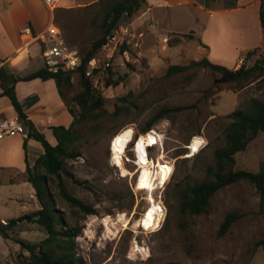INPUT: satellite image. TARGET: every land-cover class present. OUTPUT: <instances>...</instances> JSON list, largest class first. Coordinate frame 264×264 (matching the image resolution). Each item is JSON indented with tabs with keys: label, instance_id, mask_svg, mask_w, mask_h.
<instances>
[{
	"label": "rangeland",
	"instance_id": "rangeland-1",
	"mask_svg": "<svg viewBox=\"0 0 264 264\" xmlns=\"http://www.w3.org/2000/svg\"><path fill=\"white\" fill-rule=\"evenodd\" d=\"M101 18L100 6H88L58 14L55 23L63 30L68 44L84 54L101 36ZM148 49L145 45L139 61L130 64L131 67L114 70V81L123 79L122 83L106 87L101 95L109 111L113 112L119 105L120 115L112 122L101 124L81 156L67 165L80 181L77 185L66 178L68 192L94 205L97 215L85 216L72 207L62 198L57 182L50 181L57 209L64 214L66 223L69 227L82 228L75 240L77 259L82 264H264V251L258 246L264 239V205L254 186L242 181L221 189L211 199L208 212L199 216L181 213L176 194L177 187L207 179V168L215 163L214 151L224 145L222 131L231 121L227 117L253 99L264 101V86L252 84L239 91L234 83L218 84L219 73L193 65L206 58L200 54L198 40L193 36L171 37L152 51ZM262 58L263 48L247 62V67ZM36 62L38 66L44 63ZM172 65L189 67L168 76ZM62 90L65 101L77 95L81 90L78 75H72V85ZM126 96L133 100L131 106L118 100ZM165 108L184 110L172 113L170 119H162L153 127L161 136L162 146L150 149L151 160L158 161L163 154V162L175 167L168 183L163 188L156 185L158 188L153 192L158 204L166 208L160 228L153 232L137 226L150 203L148 189H137L139 165L135 145L131 143L124 153L123 167L130 173L127 176L113 164L111 148L122 125L127 124L119 132L131 127L138 138L144 135L141 129ZM200 136L205 139V146L193 153L190 143ZM48 138L54 141L51 134ZM236 160V168L264 170V133L245 152L239 153ZM25 194L29 197V193ZM132 201L131 210L120 209V205L127 207ZM13 208L0 205V221L16 218ZM230 213L239 215V219L221 236L222 224ZM121 214H124L122 220ZM124 221L129 222L127 228ZM23 224L17 229L19 234L10 233V240L0 235L4 239L0 238V264H15L23 252L16 239L37 243L46 238V231L40 225Z\"/></svg>",
	"mask_w": 264,
	"mask_h": 264
},
{
	"label": "trees",
	"instance_id": "trees-1",
	"mask_svg": "<svg viewBox=\"0 0 264 264\" xmlns=\"http://www.w3.org/2000/svg\"><path fill=\"white\" fill-rule=\"evenodd\" d=\"M93 6H100L102 10L101 36L92 44L88 51L84 54L80 53L82 66L77 75L81 90L70 101H65L62 87H70L72 85L71 74L63 72L52 74L44 65L43 68L25 77H19L7 67L0 68L2 96L9 100L17 112L19 120L27 127L26 152L29 140H33L39 150L36 164L33 167L28 166L27 170L28 181L35 189L39 209L26 213L17 219L5 221L4 223L0 222V235L5 240H10L12 236L10 233L19 234L17 232L19 224L25 222L38 224L46 231V238L37 243L23 238L16 239V243L23 252L18 255L15 264H82V261L76 257L75 241L81 235L82 228L80 226L69 227L66 223L64 214L57 209L50 181L57 182L62 198L72 207L78 208L85 216L97 215L94 205L88 204L68 192L65 183L66 178L77 185H79L80 181L75 179L74 175L67 169V165L69 161L76 160L81 156L85 145L99 132V126L116 120L122 109L119 105L115 106L113 112L106 108L105 99L101 95L102 92L95 89L86 77V69L88 63L102 50L113 30L121 24L131 23L134 17L144 8L145 1L100 0L89 7ZM261 22L264 29L263 7ZM186 36L192 37L191 35ZM261 49L256 48L249 51L244 57L243 65L237 70L213 64L207 58L194 62L193 65L206 67L213 72L219 73L220 78L216 81L218 84L234 83L238 85L239 91L252 84L264 86V58L256 61L251 67L246 65ZM129 66L131 67V65ZM188 67L172 65L168 70V76L181 73L187 70ZM114 76L115 74L109 70L105 76L106 87H110L113 84L118 86L122 83L123 79L114 81ZM37 79L42 81L53 79L56 81L60 95L63 97L73 118L69 127L52 126L50 128L55 140L54 143L49 141L46 135L40 132L32 121L27 119V115L24 113L16 93L17 83ZM118 100L130 106L133 101L128 96L121 97ZM183 110L184 108H165L160 110L141 129L142 134L152 130L160 120L170 119L172 113H180ZM227 118L231 121L224 126L222 131L224 145L215 149V163L207 168V179L194 184L188 183L176 189L177 197L180 200L179 208L183 214L199 216L207 213L214 195L221 189L242 181L250 183L257 189L261 197V204L264 205V170L253 172L236 168V156L245 152L249 144L260 133H264V101L253 99L245 108L236 110ZM126 125H122L115 134L117 135ZM127 189L133 196L129 185H127ZM117 199L119 201L122 200L119 194ZM133 206L134 202L132 201L127 207L123 204L120 205V209L131 210ZM238 219L239 215L235 213L228 214L222 224L220 235L223 236L229 232ZM258 246L263 248L264 251V239L258 243Z\"/></svg>",
	"mask_w": 264,
	"mask_h": 264
},
{
	"label": "crops",
	"instance_id": "crops-1",
	"mask_svg": "<svg viewBox=\"0 0 264 264\" xmlns=\"http://www.w3.org/2000/svg\"><path fill=\"white\" fill-rule=\"evenodd\" d=\"M99 1L60 0L56 8L50 11L43 0H0V68L7 67L19 77L43 68L41 52L44 44L37 42L26 47L20 31L30 26L35 34H42L55 23L58 14L88 7ZM144 1V8L131 22L134 29L144 34L142 51L145 45L150 52L171 37L191 35L198 40L200 54L211 63L237 70L241 67L240 60L249 51L264 48L261 22L264 0ZM37 60L43 64L38 66ZM2 93L0 88V121L18 118L17 112ZM16 93L27 119L49 141L52 126L71 125L73 118L55 80L19 82ZM27 135L26 127L24 136L0 139V205H5L7 209L15 207L13 210L17 216L13 219L39 209L35 189L27 177L28 166L36 164L39 150L35 142L29 140L26 152ZM25 192L29 193V197L25 196ZM23 225L21 223L19 227Z\"/></svg>",
	"mask_w": 264,
	"mask_h": 264
},
{
	"label": "built area",
	"instance_id": "built-area-1",
	"mask_svg": "<svg viewBox=\"0 0 264 264\" xmlns=\"http://www.w3.org/2000/svg\"><path fill=\"white\" fill-rule=\"evenodd\" d=\"M43 1L50 11H53L60 0ZM20 35L26 47L37 42H42L44 44L41 58L50 73L59 74L60 72H63L77 75L79 72V69L82 66L80 52L68 44L63 30L56 23H52L42 34H35L30 26H26L20 31ZM143 37L144 34L134 29L131 23L121 24L113 30L107 38L106 44L102 47V50L87 65L86 77L90 80L95 89L99 91L106 89L105 76L109 70L114 72L116 69L125 68L128 65L135 64L139 61V58L142 56ZM244 61V58L240 60V66L243 65ZM149 133L156 134L159 142L155 146L149 147L148 150L150 151V149L158 146L161 147L162 139L158 134V131L152 129L144 135ZM20 135H26V128L19 118H5L0 121V139ZM141 136L136 138L134 133V138L131 143H134L135 145L136 141L139 140ZM200 139L202 140V145L200 147L201 150L205 146V139L201 136ZM171 167L172 176L175 167L174 165ZM164 186L165 185L162 184L160 185V188H163ZM161 207L163 213L166 208L164 206ZM0 222L4 223L5 221Z\"/></svg>",
	"mask_w": 264,
	"mask_h": 264
},
{
	"label": "bare ground",
	"instance_id": "bare-ground-1",
	"mask_svg": "<svg viewBox=\"0 0 264 264\" xmlns=\"http://www.w3.org/2000/svg\"><path fill=\"white\" fill-rule=\"evenodd\" d=\"M134 138V130L128 127L121 132L115 138L114 144L111 148L112 162L115 166L120 167L123 176H127L130 173L123 167L124 153L126 152L129 144ZM199 141V143H197ZM159 142L156 134L149 133L141 136L136 141L134 146V153L136 155L137 164L139 165L137 189H148V201L150 207L145 212V215L137 224L138 227H142L147 231H157L160 228L162 221L164 220V214L162 213V207L156 201L153 192L158 188L156 185H166L171 177L172 167L164 163V155L159 156L158 161H152L149 154V147L155 146ZM202 145V140L198 137L193 138L190 143L189 149L193 153H198ZM165 213V212H164ZM124 214L120 215V220L123 219ZM105 223L108 220L104 221ZM125 222V221H124ZM104 223V224H105ZM124 227L129 226V222L126 221ZM107 226V225H106ZM110 229V228H109Z\"/></svg>",
	"mask_w": 264,
	"mask_h": 264
},
{
	"label": "snow or ice",
	"instance_id": "snow-or-ice-1",
	"mask_svg": "<svg viewBox=\"0 0 264 264\" xmlns=\"http://www.w3.org/2000/svg\"><path fill=\"white\" fill-rule=\"evenodd\" d=\"M197 143H199V141H197Z\"/></svg>",
	"mask_w": 264,
	"mask_h": 264
}]
</instances>
